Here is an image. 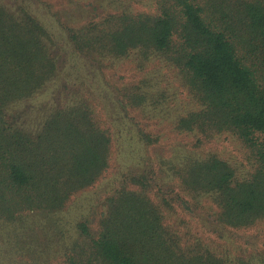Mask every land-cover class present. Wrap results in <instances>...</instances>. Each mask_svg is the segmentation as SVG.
<instances>
[{
  "label": "trees",
  "instance_id": "16d2710c",
  "mask_svg": "<svg viewBox=\"0 0 264 264\" xmlns=\"http://www.w3.org/2000/svg\"><path fill=\"white\" fill-rule=\"evenodd\" d=\"M32 1L101 73L123 61L140 76L113 83L109 120L79 96L19 124L13 106L56 76L57 57L24 5L0 4V264H264V247L218 242L264 220V0L89 2L77 23ZM172 99L171 130L191 139L153 153L164 133L143 120ZM213 142L236 145L234 159L203 152Z\"/></svg>",
  "mask_w": 264,
  "mask_h": 264
},
{
  "label": "rangeland",
  "instance_id": "374dc122",
  "mask_svg": "<svg viewBox=\"0 0 264 264\" xmlns=\"http://www.w3.org/2000/svg\"><path fill=\"white\" fill-rule=\"evenodd\" d=\"M101 1L106 2V0H48L53 12H56L63 20L74 23L82 20L86 11H89V5H87L89 2L100 4ZM131 3L135 9H148L147 0H131ZM0 4L13 9L18 4L24 5L51 34L53 42L51 50L57 57L58 73L56 76L47 82L37 94L13 106L12 112L18 117V123L23 126L35 127L53 107L70 103L79 96H87L94 103L98 102L95 107L99 119L109 120L114 96L113 83L115 85L126 84L129 81L137 80L140 76L138 72L133 73L132 70H129L130 63L123 61L115 63L101 73L89 63L86 57L72 49L66 32L58 23L57 17L46 6L32 0H0ZM89 4L91 5V3ZM121 74L125 76L126 80L120 78ZM169 110L168 116L164 115L165 110H158L156 117L152 120H143V124H149L153 131L158 130L164 133L162 144L150 150L153 153L160 149L164 153L180 152L181 143L191 139L188 135L180 136L171 130L172 116L178 111L175 99H172ZM236 147V145L229 146L225 143L213 142L206 144L202 150L203 152L216 150L218 153L234 159L232 155L236 153ZM176 216L177 222L179 221L183 226L189 222L191 231L206 241L211 237L216 238L215 235L218 236V232L215 235L204 232L199 227L198 219L190 214ZM218 242L222 244L220 249H225L228 246L231 249L256 253L264 247V220L250 228L226 230Z\"/></svg>",
  "mask_w": 264,
  "mask_h": 264
}]
</instances>
